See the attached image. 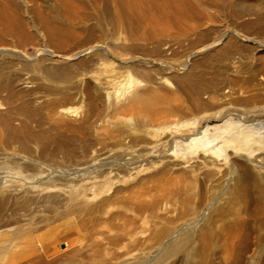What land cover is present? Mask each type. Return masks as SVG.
I'll list each match as a JSON object with an SVG mask.
<instances>
[{"label":"rangeland","instance_id":"rangeland-1","mask_svg":"<svg viewBox=\"0 0 264 264\" xmlns=\"http://www.w3.org/2000/svg\"><path fill=\"white\" fill-rule=\"evenodd\" d=\"M151 1L0 0V264H264V0Z\"/></svg>","mask_w":264,"mask_h":264},{"label":"bare ground","instance_id":"bare-ground-1","mask_svg":"<svg viewBox=\"0 0 264 264\" xmlns=\"http://www.w3.org/2000/svg\"><path fill=\"white\" fill-rule=\"evenodd\" d=\"M140 1V0H139ZM145 1V0H144ZM151 1V0H150ZM152 2V1H151ZM144 3V2H142ZM162 5V4H161ZM147 6V5H146ZM153 6V5H152ZM138 7V6H137ZM124 8V7H123ZM137 10V9H136ZM139 11V10H138ZM143 103V101L141 102V104ZM149 105V104H148ZM150 106V105H149ZM226 125V123H225ZM228 126V124H227ZM224 127V126H223ZM209 128V127H208ZM207 127L204 128L203 130L201 131H198L196 134H194L193 136H191L188 140H187V151L189 152H196L198 151L200 148H206L207 150H210V152L216 156H221L223 155V153L230 147L232 149L233 147V150L239 145H247V146H252L255 148V146H258L257 149H260L261 147L263 146L261 145L263 143V140L262 139H259L257 137L254 136V134L252 133H247V132H241V133H238V134H233L231 133L230 131L232 129H225L223 130L222 132L218 133L217 131V134H213L215 137L214 139H218V138H221L222 137V144L219 145L218 149H216L215 147H211L210 144V140L207 139V130H209ZM220 128V127H218ZM217 128V129H218ZM226 128V126H225ZM209 136V135H208ZM209 140V141H208ZM254 144H256L254 146ZM246 147V146H245ZM244 147V149H245ZM253 147L251 149H253ZM243 148V147H242ZM247 148V147H246ZM248 148V149H250ZM239 149V147H238ZM241 149V148H240ZM247 149V150H248ZM250 149V150H251ZM205 150V149H203ZM246 150V149H245ZM249 150V151H250ZM232 151V150H231ZM255 151V150H254ZM253 151V152H254Z\"/></svg>","mask_w":264,"mask_h":264}]
</instances>
